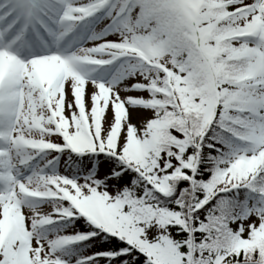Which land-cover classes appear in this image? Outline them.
<instances>
[{
    "label": "snow or ice",
    "instance_id": "1",
    "mask_svg": "<svg viewBox=\"0 0 264 264\" xmlns=\"http://www.w3.org/2000/svg\"><path fill=\"white\" fill-rule=\"evenodd\" d=\"M0 264H264V0H0Z\"/></svg>",
    "mask_w": 264,
    "mask_h": 264
}]
</instances>
